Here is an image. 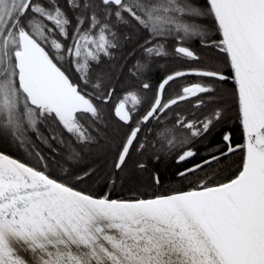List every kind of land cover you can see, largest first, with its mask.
Listing matches in <instances>:
<instances>
[{
	"label": "snow or ice",
	"instance_id": "obj_1",
	"mask_svg": "<svg viewBox=\"0 0 264 264\" xmlns=\"http://www.w3.org/2000/svg\"><path fill=\"white\" fill-rule=\"evenodd\" d=\"M193 42L214 56L205 62ZM166 60L189 66L153 90ZM229 95L242 140L222 131L224 150L178 171L189 190L121 199L66 182L103 179L94 165L80 168L102 148L115 149L113 187L132 180L134 156L192 161L194 144L229 122ZM185 101L203 116L176 113ZM109 105L125 130L118 145ZM0 140L43 166L0 153V264H264V0H0ZM39 145L62 160V177L47 172ZM231 154L236 171L213 179L209 167ZM152 180L161 184L158 173Z\"/></svg>",
	"mask_w": 264,
	"mask_h": 264
},
{
	"label": "trees",
	"instance_id": "obj_2",
	"mask_svg": "<svg viewBox=\"0 0 264 264\" xmlns=\"http://www.w3.org/2000/svg\"><path fill=\"white\" fill-rule=\"evenodd\" d=\"M198 2L203 5L204 0H198ZM209 27L211 28V20L207 21ZM212 39H219L218 34L213 33ZM192 48L197 51V53L202 57V59L207 62L209 57L214 56V53L207 48L201 47L197 42L192 43ZM131 47V45H129ZM127 49H124L123 52L117 53L116 63L121 62L123 53ZM222 59V58H217ZM217 60H213V63H217ZM130 62V61H129ZM189 65L178 61V60H166L161 63L156 69L153 70V75L151 78V84L153 85V90L159 83V81L174 70H181L187 68ZM71 73V70L69 69ZM72 78L75 80L76 75L71 73ZM194 77L184 78V81L193 82ZM173 82L168 89L166 90V95H175L177 94L183 82ZM131 81L122 82L117 86V92L122 91L124 87H127ZM232 84H227V89H231ZM149 99L151 98L152 93L149 92ZM195 99V98H193ZM111 105L105 108L103 116L107 125V134L111 138L113 145H118L120 140L123 138L125 130L120 126L116 119L111 115L110 112ZM175 112L181 116H186L189 120L202 117L205 109H197L193 107L192 101H185L182 104L175 106ZM225 111L229 117V122L218 130L217 133L210 136L208 139L203 142H197L194 144L195 151L197 156L190 162H185L183 164H177L175 161V154L164 157L161 156L159 160L152 158L151 156L145 158L140 156H134L132 161L129 163V172L132 176V180L126 181L123 185L119 186H109L107 183V173L111 169V163L115 155L114 148H102L99 150H93L91 153H85L84 160L80 165V168H87L90 165H94L99 169V176L104 177L103 179H98L96 181H89L87 183H76L73 181H66L68 183H73L78 190L84 191L93 196H103L109 195L110 198H121L129 199L135 198L137 195L142 197H149L157 194H168L172 191H186L190 187H194L189 181H181L177 176V172L183 170L186 167H190L191 164L198 163L206 158H208L213 153H218V151L224 150L225 146L221 142L220 132L229 130L233 136V143L238 144L241 142L242 138L240 135V127L236 120V104L234 100L229 95L226 97ZM195 114V115H194ZM175 119V115L169 116V121ZM38 143V142H37ZM42 154L47 158L48 168L47 172L50 175L62 177L63 173L59 167V164L62 163L59 157H53L49 151L44 148L42 145H39ZM18 151H13V149H8L0 147V151L8 154L21 162L43 170L41 162L34 156L29 155L28 152L21 148H17ZM21 151V152H20ZM137 160H143L147 164V168L144 170H138L135 167ZM240 161V156L238 154H231L230 157L223 158L222 162L218 166L209 167L208 171L212 174V178L216 180H226L229 178L235 171L236 166ZM159 174L161 177V184L159 186L153 183L152 177L154 174ZM203 175V173H202Z\"/></svg>",
	"mask_w": 264,
	"mask_h": 264
},
{
	"label": "flooded vegetation",
	"instance_id": "obj_3",
	"mask_svg": "<svg viewBox=\"0 0 264 264\" xmlns=\"http://www.w3.org/2000/svg\"><path fill=\"white\" fill-rule=\"evenodd\" d=\"M8 143H9V145H4V142L2 141V140H0V147H12V148H19L17 145H15V144H12V143H10L9 141H7Z\"/></svg>",
	"mask_w": 264,
	"mask_h": 264
},
{
	"label": "rangeland",
	"instance_id": "obj_4",
	"mask_svg": "<svg viewBox=\"0 0 264 264\" xmlns=\"http://www.w3.org/2000/svg\"><path fill=\"white\" fill-rule=\"evenodd\" d=\"M4 142V145H9V143L7 142V140H2ZM4 148H8V149H13V151H18L17 148H12L11 146L10 147H4ZM19 152V151H18ZM21 152V151H20Z\"/></svg>",
	"mask_w": 264,
	"mask_h": 264
},
{
	"label": "water",
	"instance_id": "obj_5",
	"mask_svg": "<svg viewBox=\"0 0 264 264\" xmlns=\"http://www.w3.org/2000/svg\"><path fill=\"white\" fill-rule=\"evenodd\" d=\"M0 153H3V152H1L0 151ZM3 154H5V153H3ZM6 155H8V154H6ZM10 156V155H9ZM10 157H12V156H10ZM12 158H14V157H12ZM16 159V158H15ZM20 161V160H19ZM21 162V161H20ZM95 197H99V196H95Z\"/></svg>",
	"mask_w": 264,
	"mask_h": 264
},
{
	"label": "bare ground",
	"instance_id": "obj_6",
	"mask_svg": "<svg viewBox=\"0 0 264 264\" xmlns=\"http://www.w3.org/2000/svg\"><path fill=\"white\" fill-rule=\"evenodd\" d=\"M22 255H25L24 253H21Z\"/></svg>",
	"mask_w": 264,
	"mask_h": 264
}]
</instances>
